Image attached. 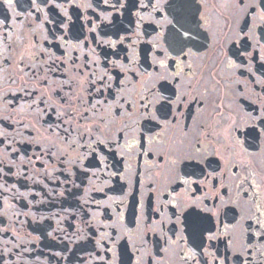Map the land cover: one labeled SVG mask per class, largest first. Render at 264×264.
<instances>
[{"label": "flooded vegetation", "instance_id": "1", "mask_svg": "<svg viewBox=\"0 0 264 264\" xmlns=\"http://www.w3.org/2000/svg\"><path fill=\"white\" fill-rule=\"evenodd\" d=\"M215 3L202 6L212 18L211 38H197L205 46L190 62L197 78L204 73L198 91L207 89V96L198 118L213 128L208 152L215 151L219 168L177 187L179 165L161 170L157 159L140 155L142 131L145 150H157L147 142L153 122L135 108L117 116L113 96L133 100L169 75L155 69L176 55L170 42L188 41L184 32L192 25L182 0H0V264H264V192L255 208L244 183L245 166H264V134L258 149L244 152L232 131L239 126L240 140H248L247 126L259 124L253 116L264 112V21L257 0H245L255 11L242 6L230 13L225 30ZM245 34L255 59L245 53L237 59L241 67L223 68L217 92L211 76L221 71L220 53L241 48ZM160 95L150 97V112ZM218 96H226L228 113L218 115ZM41 98L43 105L33 104ZM125 124L119 140L116 129ZM62 127L70 129L67 137ZM197 183L207 192L193 197ZM193 202L207 221L185 220ZM202 228L210 231L201 239Z\"/></svg>", "mask_w": 264, "mask_h": 264}, {"label": "snow or ice", "instance_id": "2", "mask_svg": "<svg viewBox=\"0 0 264 264\" xmlns=\"http://www.w3.org/2000/svg\"><path fill=\"white\" fill-rule=\"evenodd\" d=\"M11 2V0H9ZM206 0H182L181 7L186 10L185 20L190 23V27L184 32V35L188 37V41L182 43L179 47H176L173 42H170L168 47L176 53L175 56L171 57V63L166 64L165 61H160L159 65L156 67V73L160 72V68L164 67L168 70L169 75L158 76L157 83L149 88L145 89L146 95H137L133 100H129L123 96L117 98L113 96L114 100L118 101L116 107V115L119 116L122 112L128 113L129 116L133 114L135 108L136 112L144 113V119L153 122L150 127L147 128L148 133L155 132V135H149L148 143L157 145V150L148 149L145 150V140L144 133L141 132V138L137 142L140 148L141 157L147 156L150 159L155 158L159 161L161 170L169 169L172 166L179 165L177 169L179 175L176 180V186L182 187L183 185L189 183V177L200 178L205 176L206 169H211L212 173H215L219 168L218 158L215 151L212 153L208 152V148L212 147L214 142L213 138V128L211 125L206 124L202 119L198 117L201 115V110L204 109L206 103L207 89L204 93H200L198 89L201 86V80L204 78V73L201 72L199 78L194 73L193 63L190 62V58H195L200 54V49L205 45L199 42L197 38H203L207 42L211 37L209 36L208 29L212 26V18L206 13L202 14V6ZM245 13L249 9L255 11V8L251 5H245V0H216L214 7L217 9L218 19L223 22L225 30L231 27L232 15L230 13H236L241 10V7ZM257 6L261 8L260 17L264 21V0H257ZM171 5L169 8L171 9ZM180 23V20L176 21ZM4 22L0 21V25ZM171 23V21H170ZM248 22H244V27L247 28ZM183 27V24H181ZM195 32V37L191 36L190 33ZM244 29H241V33ZM5 40L8 39L7 33L4 34ZM264 39V37H262ZM242 47L227 54L223 51L220 53V58L217 63L221 68V71L214 73L211 79L215 82L214 89L220 92L225 84V79L222 75L223 68L232 69L239 68L241 65L237 64V59L242 58L245 53L248 56L255 59V54L248 52L251 47L247 43V35L241 36ZM235 42H233V46ZM9 48L12 44L8 45ZM187 48V52L185 51ZM163 54V53H161ZM181 60V66L177 68L176 60ZM235 58V59H234ZM8 58H5V63H8ZM243 74V73H241ZM35 75V72H33ZM146 75H151L146 73ZM132 76L139 79V75L135 72ZM103 81V77L100 78ZM230 80V78H229ZM46 83V81H45ZM237 88L240 94V98L243 99V86L240 81H237ZM259 83L264 84V81ZM94 85L95 82L93 81ZM130 86V85H129ZM110 87V86H109ZM264 91V89H262ZM96 93L103 94L101 89H95ZM161 93L159 99L156 101L158 107H156L155 112H150L149 110L153 107L152 100L150 97L153 93ZM34 93H29V96ZM109 95H112L109 93ZM220 103L217 105L218 115L228 113V105L224 103L226 96H218ZM107 103L106 100L98 101V104ZM34 105H43L44 100H33ZM93 109L97 107L96 104L92 105ZM47 110V109H45ZM54 111V108L52 109ZM65 115L71 116L72 113H66ZM230 115V113H229ZM183 120L184 123L180 124ZM253 120L259 121V124L252 123L247 126L246 132L249 137L248 140L241 141L240 134L241 129L236 126L232 129L237 133L235 146L244 152H248L249 149H258L259 142L261 140L262 134H264V112L257 110ZM61 125L64 121L60 122ZM104 124V118H100V122L95 126L96 131H100ZM179 125L180 135H177V126ZM129 125L125 124L123 128H117V139L122 140L124 138V132L128 129ZM160 129V131H156ZM61 131L64 133L65 137L69 135L70 129L68 127H62ZM83 136V134H81ZM187 142V143H186ZM205 142H208V147H205ZM247 145V147H245ZM232 145L228 146V150H231ZM249 155H254L249 153ZM215 164V167L213 165ZM244 171L248 173L245 176L244 183L249 185L252 189V204L253 207L258 208L256 200L260 197L261 192H264V166H261L258 170H250L249 167L245 166ZM259 179V183L257 182ZM195 183V181H193ZM218 183L215 176H213V185L215 189ZM221 187H223L221 185ZM238 188L243 189V183L238 186ZM175 190V189H173ZM197 191L207 192V188L201 189L200 185L197 183L196 187L192 189L191 195L196 196ZM214 197L219 199V192L213 193ZM245 196H248V192H244ZM206 199V197H205ZM198 218L200 222L207 221L209 217L201 216L200 212L196 211V205L193 202L186 209L185 220L191 221L193 218ZM205 231H210L208 228H202L198 236L202 239ZM209 239H212L209 236Z\"/></svg>", "mask_w": 264, "mask_h": 264}]
</instances>
